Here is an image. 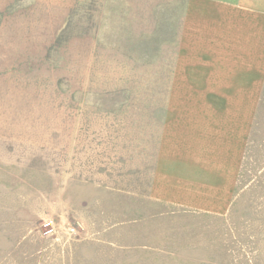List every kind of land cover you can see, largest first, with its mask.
<instances>
[{"label": "rangeland", "instance_id": "obj_1", "mask_svg": "<svg viewBox=\"0 0 264 264\" xmlns=\"http://www.w3.org/2000/svg\"><path fill=\"white\" fill-rule=\"evenodd\" d=\"M179 8L0 0V264H264V91L224 211L149 195Z\"/></svg>", "mask_w": 264, "mask_h": 264}, {"label": "crops", "instance_id": "obj_2", "mask_svg": "<svg viewBox=\"0 0 264 264\" xmlns=\"http://www.w3.org/2000/svg\"><path fill=\"white\" fill-rule=\"evenodd\" d=\"M149 195L224 211L264 91V0H180Z\"/></svg>", "mask_w": 264, "mask_h": 264}, {"label": "built area", "instance_id": "obj_3", "mask_svg": "<svg viewBox=\"0 0 264 264\" xmlns=\"http://www.w3.org/2000/svg\"><path fill=\"white\" fill-rule=\"evenodd\" d=\"M43 228H44V234L45 235H50V233H52V222L51 221H47L45 223H43ZM76 230V228L74 226H69L68 227V231L70 233H74Z\"/></svg>", "mask_w": 264, "mask_h": 264}]
</instances>
